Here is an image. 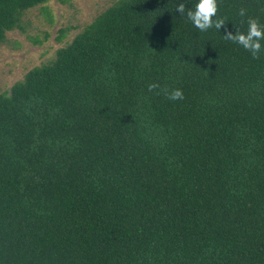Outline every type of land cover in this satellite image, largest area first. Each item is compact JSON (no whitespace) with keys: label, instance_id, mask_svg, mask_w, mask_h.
Wrapping results in <instances>:
<instances>
[{"label":"trees","instance_id":"trees-1","mask_svg":"<svg viewBox=\"0 0 264 264\" xmlns=\"http://www.w3.org/2000/svg\"><path fill=\"white\" fill-rule=\"evenodd\" d=\"M47 1L0 0V43ZM180 2L115 0L0 92V264H264V40L223 37L264 0Z\"/></svg>","mask_w":264,"mask_h":264},{"label":"rangeland","instance_id":"rangeland-1","mask_svg":"<svg viewBox=\"0 0 264 264\" xmlns=\"http://www.w3.org/2000/svg\"><path fill=\"white\" fill-rule=\"evenodd\" d=\"M114 1L48 0L25 10L20 29L7 31L0 43V92L21 79L29 68L51 59L58 47Z\"/></svg>","mask_w":264,"mask_h":264},{"label":"clouds","instance_id":"clouds-1","mask_svg":"<svg viewBox=\"0 0 264 264\" xmlns=\"http://www.w3.org/2000/svg\"><path fill=\"white\" fill-rule=\"evenodd\" d=\"M175 10L180 14V16H186L192 24L200 31H207L209 28L215 27L217 30L221 29L225 25L224 19L213 20L218 11L217 0H197L194 7L186 9L185 3L180 2L175 6ZM238 15L240 17L246 16V9L241 7L238 10ZM247 31H241L239 27L235 34L228 31L225 28L224 39L232 41L239 44L245 50L251 53L254 58H258L261 51L262 45L261 40H264V25H262L258 19L253 17L247 18ZM244 21H241L243 24ZM160 85L157 83H150L148 85V91L151 92L154 89H159ZM164 93L171 100H182L184 98L181 89L176 88L171 91L165 86L163 88Z\"/></svg>","mask_w":264,"mask_h":264}]
</instances>
